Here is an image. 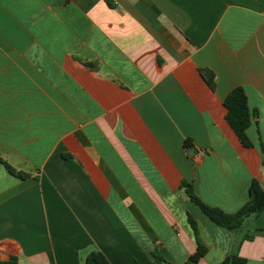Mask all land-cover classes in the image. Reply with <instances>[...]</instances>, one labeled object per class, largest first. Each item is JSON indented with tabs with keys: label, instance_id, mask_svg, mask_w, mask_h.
I'll list each match as a JSON object with an SVG mask.
<instances>
[{
	"label": "crops",
	"instance_id": "crops-1",
	"mask_svg": "<svg viewBox=\"0 0 264 264\" xmlns=\"http://www.w3.org/2000/svg\"><path fill=\"white\" fill-rule=\"evenodd\" d=\"M0 159V260L264 264V211L232 232L183 187L235 213L264 186V0H0Z\"/></svg>",
	"mask_w": 264,
	"mask_h": 264
},
{
	"label": "trees",
	"instance_id": "trees-1",
	"mask_svg": "<svg viewBox=\"0 0 264 264\" xmlns=\"http://www.w3.org/2000/svg\"><path fill=\"white\" fill-rule=\"evenodd\" d=\"M202 75L211 88L215 87V74L210 70H203ZM224 107L226 109V120L243 146L251 147L246 131L251 123V112L248 106L247 96L242 88L234 89L225 99ZM1 160V159H0ZM7 169L13 175L25 179L28 175L12 168L5 163ZM183 187L190 199L201 209V211L218 226L236 232L241 229L246 221L258 217L264 211V186L254 181L249 189V199L244 207L235 213H226L218 208L210 207L203 203L201 199L195 194L192 184H184ZM192 226L195 228L193 221ZM245 239H252L247 235ZM206 253L205 247L198 242L196 252L191 255L184 264H199L200 260ZM161 258H156L160 261ZM0 264H19L18 258L11 256L9 259L0 260ZM86 264H112L107 257L100 251L91 252ZM221 264H247V260L242 258L237 251H234Z\"/></svg>",
	"mask_w": 264,
	"mask_h": 264
},
{
	"label": "water",
	"instance_id": "water-1",
	"mask_svg": "<svg viewBox=\"0 0 264 264\" xmlns=\"http://www.w3.org/2000/svg\"><path fill=\"white\" fill-rule=\"evenodd\" d=\"M192 153L194 154L195 152L193 151V152H191V156H192Z\"/></svg>",
	"mask_w": 264,
	"mask_h": 264
}]
</instances>
